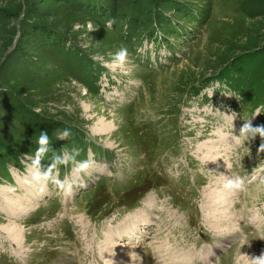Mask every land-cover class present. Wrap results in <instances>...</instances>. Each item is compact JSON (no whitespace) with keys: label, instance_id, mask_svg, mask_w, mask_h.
I'll return each mask as SVG.
<instances>
[{"label":"rangeland","instance_id":"rangeland-1","mask_svg":"<svg viewBox=\"0 0 264 264\" xmlns=\"http://www.w3.org/2000/svg\"><path fill=\"white\" fill-rule=\"evenodd\" d=\"M243 107L264 122V0H0V264H146L115 235L133 214L157 264H254L264 136L236 137ZM74 147L60 174L49 167Z\"/></svg>","mask_w":264,"mask_h":264},{"label":"clouds","instance_id":"clouds-1","mask_svg":"<svg viewBox=\"0 0 264 264\" xmlns=\"http://www.w3.org/2000/svg\"><path fill=\"white\" fill-rule=\"evenodd\" d=\"M115 23L114 19L109 18L105 22V26L108 28H111L112 25ZM88 24V31L95 30L98 25L94 28L93 23L91 20L87 22ZM78 26V25H77ZM111 57V62L120 65L123 64L128 56V50L125 47H120L114 52L109 54ZM214 89L212 93L215 91V88H222L223 90L220 91V93L224 96H234L233 92L228 88L227 84H221L219 81L214 82ZM262 113V110L260 107H258L255 112L253 113L252 116H255L257 114ZM243 136V141H247L252 137L255 136H264V125H258L256 127H252L249 123V119L244 122L243 126L241 127L239 131V135L236 136L237 138H240V136ZM57 139L60 140H68V138L71 136V131L69 128L65 127L63 129H58L56 132ZM36 144L37 147L35 148V153L33 157V163L36 165L35 168V174L37 176H44V177H50V173L47 172L46 170H41V164L40 161L45 158V156L51 151L55 153V151L52 150L51 145L49 143V135L45 130H40L39 136L36 138ZM261 147V145H260ZM79 149L78 148H73L71 152L68 150H63L60 154L58 155H53L51 157L52 159V164L49 165V167H56L57 164H64L67 163L69 160H72L74 158V154H78ZM86 166L85 164L82 165V167ZM204 171H206L203 168ZM53 183L63 186V181L60 180L59 178H54ZM227 184L229 186L233 187H240L242 185V181L237 177L235 180L233 179H228ZM264 239V238H262ZM242 255V254H241ZM251 262H254V264H264V253H261L260 256L258 257H253L252 259H249Z\"/></svg>","mask_w":264,"mask_h":264},{"label":"bare ground","instance_id":"bare-ground-1","mask_svg":"<svg viewBox=\"0 0 264 264\" xmlns=\"http://www.w3.org/2000/svg\"><path fill=\"white\" fill-rule=\"evenodd\" d=\"M102 120H100V122H101ZM103 126H106V125H103ZM102 126V127H103ZM101 127V128H102ZM97 130H100V129H97ZM28 176H29V182H32V180H34V181H38V177H36V175H34L33 173H31V172H29V174H28ZM32 176V177H31ZM34 177V178H33ZM24 180H27V179H24ZM20 184H22V181H20ZM32 184V183H31ZM23 186L25 185V184H22ZM26 187H25V189L27 190V192L29 193V192H32V191H34V190H32L31 189V185H30V183H26V185H25ZM33 188V187H32ZM33 194V193H32ZM38 194V193H37ZM3 196H4V194H3ZM6 197V196H5ZM3 200H4V198H2ZM8 199V198H7ZM9 200V199H8ZM21 199L19 198V199H16V200H10V201H6V202H4L5 203V209H7V207L9 208V210L10 211H12V210H14V208H12V206L16 203V204H18V205H20V204H22V203H24V201H20ZM26 204V203H25ZM23 209H25L24 207H21V210H23ZM6 211V210H5ZM8 211V210H7ZM14 212V211H13ZM130 217V216H129ZM136 218L138 217V216H135ZM128 220V219H127ZM140 221L141 220H136V223L134 222V220L133 219H130V220H128L127 222H125L124 221V225H122L121 227H119L116 231H115V235L117 234V235H119V234H122V235H124L126 232H128V233H133L134 232V230L136 229V227H137V225L140 223ZM142 222V221H141ZM122 223V222H121ZM120 223V224H121ZM119 224V225H120ZM116 227H118V226H116ZM116 227H114V228H112V229H115ZM133 227V228H132ZM16 228V226L14 227V229ZM13 229V228H12ZM110 229V228H109ZM15 230H17V228L15 229ZM137 231V230H136ZM7 233H9V232H7ZM15 233H18V230H17V232H14V233H10V235L11 236H15L16 234ZM122 235H120V236H122ZM142 236V235H141ZM108 240V243H109V239H107ZM117 244H115V246H116ZM115 257H116V255H114L113 256V258L115 259Z\"/></svg>","mask_w":264,"mask_h":264},{"label":"trees","instance_id":"trees-1","mask_svg":"<svg viewBox=\"0 0 264 264\" xmlns=\"http://www.w3.org/2000/svg\"><path fill=\"white\" fill-rule=\"evenodd\" d=\"M158 18H161V17L158 16ZM132 24H134V23L132 22ZM37 124H38V123H37ZM37 127H39V125H37ZM39 131H40V129H39Z\"/></svg>","mask_w":264,"mask_h":264}]
</instances>
